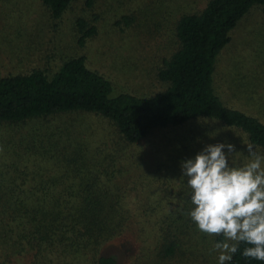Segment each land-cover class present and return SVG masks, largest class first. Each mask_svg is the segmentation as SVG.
<instances>
[{
    "label": "trees",
    "instance_id": "1",
    "mask_svg": "<svg viewBox=\"0 0 264 264\" xmlns=\"http://www.w3.org/2000/svg\"><path fill=\"white\" fill-rule=\"evenodd\" d=\"M41 1L82 47L107 32V17L125 23L119 31L139 34L133 12L150 0ZM169 1L175 20L154 37L172 45L161 54L163 91L115 92L85 55L0 76V126L12 132L14 159L9 180L0 177V264L218 263L213 247L221 237L198 230L189 216L194 205L171 180L175 164L147 144L160 132L212 123L216 135L264 148V119L225 103L214 80L232 30L253 8L264 11V0ZM247 246L230 264H264L242 255Z\"/></svg>",
    "mask_w": 264,
    "mask_h": 264
},
{
    "label": "rangeland",
    "instance_id": "2",
    "mask_svg": "<svg viewBox=\"0 0 264 264\" xmlns=\"http://www.w3.org/2000/svg\"><path fill=\"white\" fill-rule=\"evenodd\" d=\"M132 1L134 2L130 0L131 3ZM145 1L147 4L149 0ZM203 5L200 3V6ZM147 6L148 8L145 5V8L140 7L139 11L133 12L136 21L140 20L143 25L140 35L136 31L133 34L128 30L119 31V27L125 23L114 24L116 18L112 16L111 20L107 17L105 34L80 47L74 42L70 26L65 22L58 28L57 20L49 15L41 0H0V76L19 70L29 71L36 67L53 68L55 58L58 64L59 58L85 55L89 68L112 79L114 91L126 90L143 95L163 91L168 83L158 76L160 68L163 67L161 54L169 52L172 45L171 41L163 38L159 42L154 37L156 34H167L168 25L175 20L172 17L176 3L150 0ZM119 13L122 15L121 10ZM66 17L68 22L73 18L69 15ZM123 17L124 15L120 19ZM231 36V42L222 50L216 62V91L228 105L245 108L264 119V115L255 112L264 111L262 8H253L232 30ZM217 126L218 124L204 123L192 125L187 131H175L166 135L165 132H160L147 144V148L160 156L162 162L169 163L170 166L175 164L177 172L174 175L171 172V180L175 183L177 195H183L186 201L191 202V189L186 184L187 178L183 177L181 163L194 158L207 144L231 143L237 151L232 154L231 160L241 165L247 161V144L251 143L239 138L216 135ZM11 133L0 126V177L6 182V168L14 161L9 154ZM254 148L264 153V148ZM224 151L227 152V149ZM183 190L187 193H183ZM12 264L19 263L15 261Z\"/></svg>",
    "mask_w": 264,
    "mask_h": 264
},
{
    "label": "clouds",
    "instance_id": "3",
    "mask_svg": "<svg viewBox=\"0 0 264 264\" xmlns=\"http://www.w3.org/2000/svg\"><path fill=\"white\" fill-rule=\"evenodd\" d=\"M247 151V161L236 164L235 146L218 142L181 163L194 205L190 218L202 233L221 237L213 247L218 264H230L241 243L248 245L245 258L264 262V153L251 144Z\"/></svg>",
    "mask_w": 264,
    "mask_h": 264
}]
</instances>
